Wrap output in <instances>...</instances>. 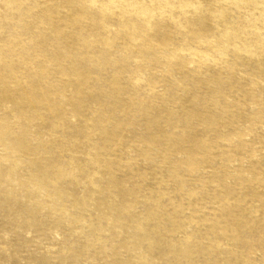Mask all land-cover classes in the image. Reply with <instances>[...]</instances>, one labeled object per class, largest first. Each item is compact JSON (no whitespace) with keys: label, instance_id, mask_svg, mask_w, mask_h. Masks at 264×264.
Masks as SVG:
<instances>
[{"label":"rangeland","instance_id":"374dc122","mask_svg":"<svg viewBox=\"0 0 264 264\" xmlns=\"http://www.w3.org/2000/svg\"><path fill=\"white\" fill-rule=\"evenodd\" d=\"M0 264H264V0H0Z\"/></svg>","mask_w":264,"mask_h":264}]
</instances>
